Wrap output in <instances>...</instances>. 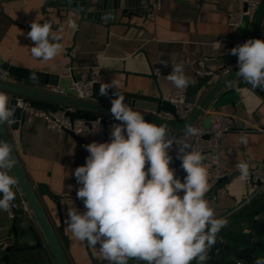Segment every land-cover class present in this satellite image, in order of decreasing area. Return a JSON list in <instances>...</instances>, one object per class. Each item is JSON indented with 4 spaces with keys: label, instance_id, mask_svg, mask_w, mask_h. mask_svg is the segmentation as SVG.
Segmentation results:
<instances>
[{
    "label": "crops",
    "instance_id": "obj_1",
    "mask_svg": "<svg viewBox=\"0 0 264 264\" xmlns=\"http://www.w3.org/2000/svg\"><path fill=\"white\" fill-rule=\"evenodd\" d=\"M245 6L244 0H163L155 21L142 15L131 20L123 18L121 23L106 27L90 20L79 23V16L75 14L63 17V10L59 16L57 9L46 0H0V65L5 61V64L56 74L60 77L59 88L63 89L70 87L73 76H81L85 70L94 68L100 72L98 82L109 83L114 78L120 82L118 91L153 95L157 94V85L150 76L159 60L170 62L172 68L182 61L186 74L195 82L202 79L197 70L217 71L230 64L233 36L252 34L253 23H244L240 28L229 24V14ZM138 8L147 14L148 6L144 1ZM34 20L41 24L52 22L55 34L62 37L59 41L62 51L52 60L44 61L31 55L33 43L26 34ZM70 21L76 27H70ZM60 28L62 32L58 31ZM261 34L264 36V18ZM169 73L158 77L164 96L180 91L166 81ZM240 82L242 79L232 86ZM68 95L74 97L71 93ZM33 101L50 109L61 106L50 101ZM219 112L236 118L241 128L264 126V98L249 87L237 89L225 106L209 108L199 121L208 126ZM108 120L111 123L106 125L105 138L80 136L84 141L67 131L52 130L42 118L32 114L27 115L22 126L19 157L71 264H108L100 258L99 246L92 248L86 241L75 240L65 224L69 207L85 211L83 201L76 195L81 185L73 173L86 163L89 153L85 145L109 142L111 125L118 121L111 117ZM242 135L248 140L247 144L240 143L237 132L222 137V157L230 178L217 195L211 192L214 185L207 167L209 191L205 199L218 218L235 210L255 190L254 185L240 179L237 165L249 160L264 163V133L248 130ZM260 195H264V191L255 197ZM11 214V209L0 210V238L6 232ZM0 264L6 263L0 258ZM129 264L145 262L129 260Z\"/></svg>",
    "mask_w": 264,
    "mask_h": 264
},
{
    "label": "clouds",
    "instance_id": "obj_2",
    "mask_svg": "<svg viewBox=\"0 0 264 264\" xmlns=\"http://www.w3.org/2000/svg\"><path fill=\"white\" fill-rule=\"evenodd\" d=\"M69 26L76 27L71 21ZM26 35L33 43V58L49 61L62 51V37L55 34L50 21H32ZM230 52L238 58L236 75L252 90L264 89V40L249 39ZM165 79L181 92L195 83L186 74L182 61ZM119 88L120 82L114 78L100 85L102 96L115 90L110 113L118 123L111 125L109 142L84 146L89 153L86 163L73 174L81 185L76 195L83 201L85 211L68 208L67 231L89 247L99 246L100 258L108 264H129V260L145 264H205L227 220L218 218L205 199L209 191L205 157L188 142V138L202 135L201 130L188 125L185 139L170 136L167 125L146 121L125 103ZM16 110L0 91V125L15 124ZM240 143H248L244 135ZM173 144L178 146L177 158L186 173L183 181L171 167L169 152ZM12 152V146L0 140V210L4 211L12 207L16 197L12 189L17 180L8 174L17 163ZM237 168L240 179L247 181L249 164L241 162ZM255 264H264V257L256 259Z\"/></svg>",
    "mask_w": 264,
    "mask_h": 264
},
{
    "label": "water",
    "instance_id": "obj_3",
    "mask_svg": "<svg viewBox=\"0 0 264 264\" xmlns=\"http://www.w3.org/2000/svg\"><path fill=\"white\" fill-rule=\"evenodd\" d=\"M143 1L148 6V0H46V3L57 9L59 16L63 10L65 12L63 17L68 18L70 14L78 15L79 23L90 20L110 27L111 24L121 23L123 18L131 20L134 16L142 15L148 18V12L146 14L138 8ZM263 18L264 0L253 22L251 39L264 40L261 34ZM244 21L245 24L248 23V18L245 17ZM233 47L236 45L230 41V49ZM236 59H238L237 56L232 55L231 62ZM2 67L8 71L10 82H0V90L12 93L13 98L9 101V106L15 105L17 110L15 124L0 125V140L8 142L13 148L12 156L17 163L8 171V174L16 178L17 184L12 189L16 197L10 207L11 218L4 236L0 238V258L6 264H71L18 154L21 147L22 126L28 113L17 106L15 96L73 107L75 111L68 112L71 120L75 118L89 120L97 115H103L107 117L105 124L108 125L111 123L108 119L113 118L110 108L111 100L115 98L113 96L115 90L110 89L108 96H102L99 94L102 83L96 82L92 100L82 101L73 96H62L46 90L47 87L60 86V77L56 74L43 73L7 63ZM237 71L220 80L209 76L190 85L185 94L186 102L198 103L199 106L192 118L180 124L168 123L145 114L146 111H165L176 115L175 107L165 98L158 85V76L154 73L150 77L156 82L157 94L119 92L124 95L125 103L133 110L139 111L146 121L157 125H167L168 129L175 133H184L186 126H193L209 108L219 109L225 106L237 89L251 88L236 75ZM80 78L81 76H73V80ZM239 79H242V82L232 86ZM253 90L264 98V89ZM34 107L45 109L44 106L36 104ZM67 132L84 141L74 132ZM180 161L177 157L172 158L171 165H178ZM229 178L221 179L217 185L213 186L211 192L217 195L218 190L225 187ZM226 220L227 224L217 234L216 243L208 252L205 264H255L256 259L264 257V195L255 197L241 211H235ZM192 264H196V261Z\"/></svg>",
    "mask_w": 264,
    "mask_h": 264
},
{
    "label": "built area",
    "instance_id": "obj_4",
    "mask_svg": "<svg viewBox=\"0 0 264 264\" xmlns=\"http://www.w3.org/2000/svg\"><path fill=\"white\" fill-rule=\"evenodd\" d=\"M246 6L243 10L237 12H231L229 14V24L233 27L240 28L244 23L245 17L248 18V23H253L256 14L262 4L263 0H244ZM163 0H148V19L150 21H155L157 12L162 6ZM251 39L248 33H237L233 36L232 42L237 46L243 44L247 40ZM237 60H234L224 68L214 71V70H197V74L200 78H206L212 76L214 79L220 80L232 74L238 69ZM167 62V66L164 65ZM5 61L2 62V65ZM172 65L166 60H159L153 69V73L158 77L171 72ZM71 75V73H69ZM100 72L98 69L91 68L85 70L81 74L79 80H73L68 89H63L59 87H50L49 92L66 96L68 93L74 95L78 100L91 101L93 95V88L96 82L99 81ZM0 82L8 83L9 73L0 65ZM8 97L9 101L13 98L12 93L3 91ZM83 93V95H81ZM17 100V106L28 114L42 118L47 126L54 131H72L79 136H96L99 138H105L107 134V128L105 121L107 117L103 115H97L94 119H84L75 118L71 120L68 116V112L75 111L73 107H66L64 105L58 108H45L38 109L34 107V102L32 99L15 96ZM165 98L173 104L176 109V115L167 113L165 111H146L145 114L152 116L154 118L166 121L172 124L187 122L195 110L198 108V103L186 102V95L180 91H171ZM194 127L201 130L202 135L188 138V142L191 144L192 148L199 151L205 157V166L209 168L211 174V180L213 185H217L221 179L229 176L228 170L225 168V162L222 157L221 151V141L222 137L229 132H237L239 134V140L243 132L248 130H255L264 133V126L255 128H241L238 124V120L233 116L219 112L217 113L215 119L210 123V125L205 126L201 121L196 122ZM169 135L176 137L180 140L185 139L184 133H175L169 131ZM178 146L173 144L169 154L172 158L177 157ZM250 166V175L247 184L254 185L255 190L252 192L251 196L245 200L241 205H239L235 210L224 214L221 218L230 217L235 211L242 209L245 205L249 204L252 199L264 191V163L255 162L252 160L247 161ZM175 170L176 177L183 181L186 173L181 167V161L178 165H171ZM23 205L26 207L25 202Z\"/></svg>",
    "mask_w": 264,
    "mask_h": 264
},
{
    "label": "trees",
    "instance_id": "obj_5",
    "mask_svg": "<svg viewBox=\"0 0 264 264\" xmlns=\"http://www.w3.org/2000/svg\"><path fill=\"white\" fill-rule=\"evenodd\" d=\"M33 101V100H32ZM34 102V101H33Z\"/></svg>",
    "mask_w": 264,
    "mask_h": 264
}]
</instances>
